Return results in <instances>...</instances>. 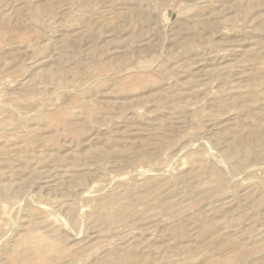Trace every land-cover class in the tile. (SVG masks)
Listing matches in <instances>:
<instances>
[{
    "label": "rangeland",
    "instance_id": "rangeland-1",
    "mask_svg": "<svg viewBox=\"0 0 264 264\" xmlns=\"http://www.w3.org/2000/svg\"><path fill=\"white\" fill-rule=\"evenodd\" d=\"M0 264H264V0H0Z\"/></svg>",
    "mask_w": 264,
    "mask_h": 264
}]
</instances>
